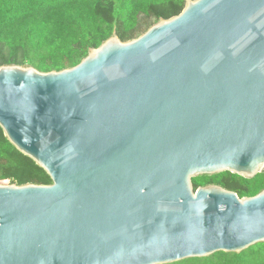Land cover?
Segmentation results:
<instances>
[{"label":"water","instance_id":"obj_1","mask_svg":"<svg viewBox=\"0 0 264 264\" xmlns=\"http://www.w3.org/2000/svg\"><path fill=\"white\" fill-rule=\"evenodd\" d=\"M75 67H0V129L47 186L0 184V264H173L264 243V0H185Z\"/></svg>","mask_w":264,"mask_h":264},{"label":"trees","instance_id":"obj_2","mask_svg":"<svg viewBox=\"0 0 264 264\" xmlns=\"http://www.w3.org/2000/svg\"><path fill=\"white\" fill-rule=\"evenodd\" d=\"M185 4V0H0V67L29 66L40 73L75 67L113 35L121 42L135 40L160 20L178 16ZM0 184H51L45 171L17 151L1 129ZM192 185L194 190L216 185L249 198L264 190V173L245 179L222 172L192 179ZM173 264H264V243L239 254L217 252Z\"/></svg>","mask_w":264,"mask_h":264}]
</instances>
